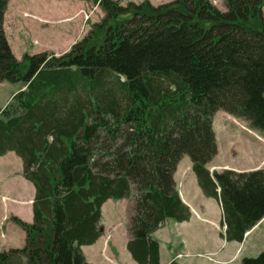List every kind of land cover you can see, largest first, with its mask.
Segmentation results:
<instances>
[{
	"label": "trees",
	"instance_id": "1",
	"mask_svg": "<svg viewBox=\"0 0 264 264\" xmlns=\"http://www.w3.org/2000/svg\"><path fill=\"white\" fill-rule=\"evenodd\" d=\"M85 1L104 16L82 39L19 59L4 28L10 0H0V82L22 83L0 109V155L15 151L36 187L34 221L13 217L27 243L0 252V264H93L81 247L102 236L104 203L123 198L134 202L128 250L162 264L154 232L191 217L174 178L184 155L221 203L222 235L242 241L264 219V167L212 173L207 163L217 111L264 134V0H224L226 10ZM240 264H264V250Z\"/></svg>",
	"mask_w": 264,
	"mask_h": 264
},
{
	"label": "crops",
	"instance_id": "2",
	"mask_svg": "<svg viewBox=\"0 0 264 264\" xmlns=\"http://www.w3.org/2000/svg\"><path fill=\"white\" fill-rule=\"evenodd\" d=\"M73 1L72 7L66 11V14L59 17H52L42 14V12L36 9L34 10L39 15V18L59 23L56 24L55 28L57 29L54 31L57 37L54 42L55 46L48 43L53 46L49 48L54 51H68L88 31L87 28L85 32L86 15L92 19V15L88 14L85 10L88 2L85 0ZM94 6L101 9L99 5ZM83 10L85 15L81 14ZM62 24L64 25L62 26ZM21 88L22 85L14 93ZM216 114L214 116V129L216 135H218ZM222 115L224 116V114ZM184 157L185 155L178 163L174 178L183 202L191 209V217L189 220L181 222L167 219L154 232L153 235L160 242L161 263L168 264L173 260H177L180 264H232L235 261L231 263H227V261L236 254L238 249H241V256L237 260L242 259L251 250L249 239L254 229L263 219L246 233L242 241H228L222 235V233H225V230L222 225L224 214L220 202L216 198L204 194L193 170L192 161H185ZM213 159L208 162L207 167L210 170L219 171L218 166L210 165ZM22 171V158L15 151H9L0 155V252L9 251L14 248H23L27 243V233L13 219L14 216L29 223L34 221L33 202L36 195V187L23 175ZM190 173H192L191 176H189ZM188 176L189 178L186 180ZM182 179L183 183H181ZM125 199L119 200L123 201ZM199 200H203L205 205H196L195 202L199 203ZM133 204V200L132 205H118L112 199L107 200L102 206L103 228L104 226H112L108 224V220L113 221L112 213H114V218H118L122 224L121 217L124 209L127 210L126 212L130 221L133 215ZM109 213L111 216H108ZM104 235L105 232L95 243L81 247L88 261L93 264H105L101 261V258L106 257L114 261L115 264H119L118 259H126L130 264H139L134 260L127 247L128 241L132 238L128 225L118 235H114L111 232H107ZM110 241H112V247L107 244ZM86 247L90 249L89 252L86 251ZM207 253H215L214 257L218 261L210 260Z\"/></svg>",
	"mask_w": 264,
	"mask_h": 264
},
{
	"label": "rangeland",
	"instance_id": "3",
	"mask_svg": "<svg viewBox=\"0 0 264 264\" xmlns=\"http://www.w3.org/2000/svg\"><path fill=\"white\" fill-rule=\"evenodd\" d=\"M122 1V3L126 5L129 1L141 3L144 0ZM150 1L154 5L170 2L166 0ZM211 1L220 9H227L224 0ZM73 3V0H10L5 16L4 28L9 43L16 56L21 59L22 55L25 52L38 53L45 50L53 51L56 55H61L67 52V50L54 51L53 49L49 48L55 46L54 42L57 37L54 34V31L57 29L55 28L56 24L59 23L39 18V15L34 10L36 9L42 12V14L52 17H59L65 15L66 11L70 7H72L71 4ZM87 5L88 6L85 7V10L88 14L92 15V19L90 17L85 18V20L87 21L85 32L87 28L88 31L91 29L92 23L99 22L104 16L103 11L100 8H95L94 4H92L91 2H88ZM81 14L85 15L84 10L81 12ZM90 19L91 22L89 23ZM63 25L64 24H62V26ZM88 31L86 32V34L88 33ZM86 34H84L82 38ZM48 43L52 44L53 46ZM21 85V82H0V109L6 106L8 101L12 98L14 91L17 90ZM222 114H224V116ZM215 119L218 132V135H216L218 155H215L216 158L213 159V162H211L210 165L218 166L217 168L219 169V172H222L225 169L248 171L263 168L264 134L252 128L245 119L235 117L223 110H220L216 114ZM184 159L185 161H191V158L188 155H185ZM210 171L214 172L215 170ZM191 174L192 173H190L189 176H191ZM189 176L186 178V180L189 178ZM183 182L184 181L182 179L181 183ZM112 201L116 202L118 205H132V199L130 198H126L123 201L112 199ZM195 203L196 205H205L203 200H199V203ZM132 210L134 213V209ZM126 211L127 210L124 209L122 213V224L120 223L118 218H114V213H112L114 223L112 220H108V224L112 226H104V228L102 224V233L104 234L105 232L106 235L107 232H111L114 235H118L121 230L125 229V226H129L130 221L128 218V213ZM130 213H132V211H130ZM108 216H111V214L109 213ZM223 227L225 230L226 225H224ZM249 243L251 245V250L246 253V256L256 257L264 250V219L254 229L253 234L249 239ZM107 244L112 247V241ZM86 251L89 252L90 249L86 247ZM240 251L241 249H238V251L234 255V257H237L236 259L230 262L227 261V263H231L234 261L235 262L232 264L241 263L242 259L246 256L244 255L242 259L237 260L241 256ZM210 254L211 253H207V255L211 256ZM101 261L105 264H115L114 261H111L106 257L101 258ZM118 263L130 264L126 259H118Z\"/></svg>",
	"mask_w": 264,
	"mask_h": 264
},
{
	"label": "built area",
	"instance_id": "4",
	"mask_svg": "<svg viewBox=\"0 0 264 264\" xmlns=\"http://www.w3.org/2000/svg\"><path fill=\"white\" fill-rule=\"evenodd\" d=\"M210 259H213L211 256H209Z\"/></svg>",
	"mask_w": 264,
	"mask_h": 264
}]
</instances>
